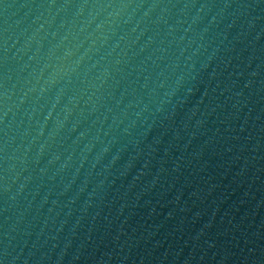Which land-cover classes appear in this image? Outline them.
Returning <instances> with one entry per match:
<instances>
[{"label":"water","instance_id":"95a60500","mask_svg":"<svg viewBox=\"0 0 264 264\" xmlns=\"http://www.w3.org/2000/svg\"><path fill=\"white\" fill-rule=\"evenodd\" d=\"M0 264H264V0H0Z\"/></svg>","mask_w":264,"mask_h":264}]
</instances>
